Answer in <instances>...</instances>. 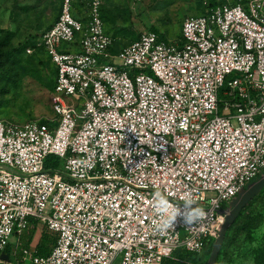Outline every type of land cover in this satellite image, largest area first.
I'll list each match as a JSON object with an SVG mask.
<instances>
[{"label":"built area","instance_id":"1","mask_svg":"<svg viewBox=\"0 0 264 264\" xmlns=\"http://www.w3.org/2000/svg\"><path fill=\"white\" fill-rule=\"evenodd\" d=\"M200 2L177 38L146 30L112 53L100 0H62L35 42L55 67L53 115L0 120V261L32 221L55 242L45 255L22 247L24 264L204 256L264 165V0ZM157 190L174 205L192 194L206 219L157 231Z\"/></svg>","mask_w":264,"mask_h":264},{"label":"rangeland","instance_id":"2","mask_svg":"<svg viewBox=\"0 0 264 264\" xmlns=\"http://www.w3.org/2000/svg\"><path fill=\"white\" fill-rule=\"evenodd\" d=\"M62 0H0V31L11 33L8 45L0 50V120L23 123L53 115L49 91L53 85L55 67L43 52L32 47L40 34L55 20ZM100 14L108 35L111 52L135 41L146 30H156L165 38L175 39L181 22L200 11V0H100ZM81 11V6L75 4ZM23 47H25L23 49ZM12 62H16L15 65ZM221 114V113H220ZM255 219L253 240L246 242L244 233L220 253L216 264H253L251 250L264 245V188L249 204L227 236L247 217ZM54 242L42 223L34 222L20 238L11 235L8 261L0 264H24L22 247L35 248L40 253L50 250ZM19 245V246H18ZM206 255L201 259L204 260ZM114 264H117L115 261Z\"/></svg>","mask_w":264,"mask_h":264},{"label":"trees","instance_id":"3","mask_svg":"<svg viewBox=\"0 0 264 264\" xmlns=\"http://www.w3.org/2000/svg\"><path fill=\"white\" fill-rule=\"evenodd\" d=\"M200 11H201V2H200ZM199 11V12H200ZM59 12V11H58ZM51 26V25H50ZM49 26V27H50ZM48 27V28H49ZM47 29V28H46ZM152 31H155L157 32L156 30H152ZM160 34V33H159ZM10 37H11V33L10 32H7V31H0V50L1 49H5V47L8 45L9 43V40H10ZM160 37H164L162 34H160ZM32 47H35V44L32 46ZM25 47H23L24 49ZM38 49V48H37ZM40 50V49H39ZM49 60V59H48ZM13 65L16 64V62H12ZM55 75V73H54ZM53 84H54V81H53ZM53 88V85L51 87V89ZM51 91V90H50ZM53 157H49L47 159V162H46V166L47 167H50V166H55L56 165V162L53 160ZM259 176V174H258ZM257 177V176H256ZM264 188V187H263ZM262 188V189H263ZM261 189V190H262ZM260 190V191H261ZM259 191V192H260ZM257 196V195H256ZM255 196V197H256ZM255 197L253 199H255ZM250 200L248 202V204L241 210V212L239 213L238 217L236 218L235 222L228 228V230L234 226V224L236 223V221L241 217L242 213L245 211V209H247V207L249 206V204L253 201ZM254 227H255V219L251 216H247L241 224H239L238 226L235 227V230H234V234L232 236H227V232L225 234V237H224V240H223V243L221 245V248H220V251L218 253V256H217V259H216V262L218 260V257L221 253V251L226 247L228 246L229 244H231L233 241H234V237L243 232L244 233V240L246 242H251L253 240V230H254ZM212 241L213 239H211L210 241H208L206 244H205V247H204V255H206L205 259L202 260L201 259V255L200 254H196V253H190V252H187V251H184L182 249H177L175 250L170 257L168 258H165L162 262V264H206V261H207V258H208V255H209V252H210V248H211V244H212ZM54 242H55V237H54ZM53 242V244H54ZM9 252V246H7L5 248V254L7 255ZM49 251H47L46 253H40L39 250H36V253L39 254V255H45L47 254ZM251 258H252V262L253 264H264V245H258L256 246L255 248H253L251 250ZM215 262V264H216Z\"/></svg>","mask_w":264,"mask_h":264},{"label":"clouds","instance_id":"4","mask_svg":"<svg viewBox=\"0 0 264 264\" xmlns=\"http://www.w3.org/2000/svg\"><path fill=\"white\" fill-rule=\"evenodd\" d=\"M159 190L153 193L150 201L154 213L158 217L155 221V228L159 232L175 230L178 223L186 226H196L201 224L207 217V212L198 205V201L192 194H185L180 199L181 204L174 205L168 196Z\"/></svg>","mask_w":264,"mask_h":264},{"label":"water","instance_id":"5","mask_svg":"<svg viewBox=\"0 0 264 264\" xmlns=\"http://www.w3.org/2000/svg\"><path fill=\"white\" fill-rule=\"evenodd\" d=\"M264 187V165L261 173L246 186L241 187L231 198L226 208L221 210L224 218L222 224L213 239L206 264H215L221 245L228 228L235 222L241 210L252 200ZM1 259H8L6 254L1 255Z\"/></svg>","mask_w":264,"mask_h":264},{"label":"crops","instance_id":"6","mask_svg":"<svg viewBox=\"0 0 264 264\" xmlns=\"http://www.w3.org/2000/svg\"><path fill=\"white\" fill-rule=\"evenodd\" d=\"M49 92H50V91H49ZM34 222H35V221H32V224H33ZM37 223H38V222H37ZM32 224H31V225H32ZM23 235H24V234H23ZM20 237H21V236H20ZM8 246H9V248H11V245H10V244H9ZM18 246H19V245H18ZM7 257H8V255H7ZM1 260H2V261H6V262L8 261V259H7V260H6V259H1Z\"/></svg>","mask_w":264,"mask_h":264}]
</instances>
